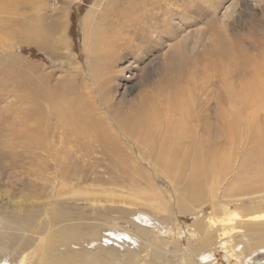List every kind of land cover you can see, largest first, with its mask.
Wrapping results in <instances>:
<instances>
[{
	"label": "rangeland",
	"instance_id": "1",
	"mask_svg": "<svg viewBox=\"0 0 264 264\" xmlns=\"http://www.w3.org/2000/svg\"><path fill=\"white\" fill-rule=\"evenodd\" d=\"M12 1L10 5L4 7L11 9V11H4L3 4L7 3L8 0H0V36L2 37H0V264H24L21 262L20 255L26 259V264L33 262L37 264L32 249L37 247L41 237L46 236L52 224L54 225L52 218L48 216L51 215L52 211L58 215L60 220L57 226L55 224L52 227V231L69 230L75 235V238L70 241V245H62L56 249L58 254L59 252L66 255L68 253L71 256V253H74L77 256L94 257L97 260L100 257L99 259L104 258L108 264H126L132 255L137 254L140 256V264H155V262L160 264L161 262L156 258L158 252L153 254L146 247L147 241H149L148 235L146 238L142 230L139 229L142 228L160 239L158 242H154L155 244L157 243L159 246L164 244L162 247L167 253H163L165 257L161 264H166V262L168 264H184L186 255L190 256L192 264H252L255 261L264 264L263 248H256L249 257L240 255L239 251L242 249V244H239L238 238L233 240L230 238V235L239 234L241 232L239 230L226 235L224 242L215 245L213 250L210 248L206 251L203 250L199 256H195L191 251V243L195 246L196 243L202 242L204 239L197 231L194 223L198 219L216 218L214 208L210 198H208L212 176L217 172L222 173L216 169L214 174L211 173L216 160L222 156V161L224 157L228 161V155L231 154L232 156L229 155L231 160L222 162L220 159L218 163L236 166L241 160H244L246 162L242 161L244 166L239 175L244 178L247 176L248 179L255 174L256 176L251 177L252 181L249 179L251 183H256L258 178L264 177V169L259 170V172L255 171L257 173L254 172L257 167L264 164L262 163L264 162V86L261 87L260 93L258 90L255 92V94L259 93L261 100L259 98L256 100L254 95L253 98L255 97L256 101L252 98L254 102L243 113V118H238L235 120L236 122L232 123V133L235 129L237 131L231 135L232 139L229 138V134L227 138L221 133L215 134V128L222 126V123H216L217 106L214 102L216 100H210L211 107L207 111L209 117L206 115L203 118L205 120L200 123V128L205 129L207 127L209 129L205 130L206 134H203L202 140L205 143L197 157L198 161L194 168H187L184 165L190 161L191 154L194 152L196 144L194 140L196 138H193V132L198 126L196 123H194L195 130L193 132L190 130L189 134H185V137H176L177 141L171 139L173 138L171 136L163 137L162 143L165 142L163 144L166 145L165 149L169 148L176 151L171 157L167 153L162 155L164 160L172 162V165L177 164L176 167L171 166L170 169L167 166L165 168L160 167V171L158 168L156 170L150 166L146 160L145 163L140 159L139 154H135L137 150L133 149L127 141L118 135L119 133L113 125H110L112 135L108 137L118 139L122 154L118 153L119 150H116L114 146L107 144L93 134L91 135L88 132V126H84V131L81 133L75 132L68 135L65 137L67 143L61 144L59 143L60 137L62 138L61 130L58 129L57 125L59 121L52 116L53 110L48 107L49 103L45 99L40 100L39 104L32 103L33 97L29 92H34L35 87H39L42 91L51 90L54 95L60 91L70 92L72 88H74L75 94L86 95L88 93L81 76L74 72L75 67L83 69L87 61L86 23H84V19L89 8L91 9V5V10L99 13L107 7L110 0ZM206 1L208 2V0ZM197 2L201 5L199 7L201 15L192 16L193 11H191L190 14L185 13L181 17L175 16L179 19L170 22L173 25L172 31L178 32L177 38H167L168 35H164L166 37L164 39L159 33L153 34L159 43L163 42V45L157 48V52L160 51L159 55L162 54L163 57L165 53L166 55L173 53L170 46L176 45L180 40L189 46L191 56L201 55L211 48L212 41L215 39L214 33L216 34L215 31L218 29L219 33L224 36L229 34L228 38L233 36L232 45L237 46L239 51L240 56H234L230 61L231 70L234 69V73H237L238 70L243 72L246 68L245 72L248 74L245 80L237 76L236 79H233L234 83L230 82L239 86L243 81L245 84L253 81L258 82L259 79L263 81L264 75L262 74L263 78L260 77L258 70L260 65L264 64V0H216L218 6L216 5L217 10L214 9L215 12L213 9H209L206 3L203 2V4L202 0ZM205 9L207 10L205 11ZM64 10L68 13L71 21L70 25L65 27L59 23ZM222 20L226 22L227 26L221 25ZM211 21L218 24H216L217 28L216 26L213 27L214 24L210 25ZM25 25H31L33 29L54 28L50 35L47 33L45 36L46 48H42L37 42L29 43L26 41L29 37H26ZM61 35L69 37L68 49L73 55L72 57L68 56L66 46L59 41ZM184 37L187 39H183ZM198 37L200 40H195ZM131 40L134 41L135 39L132 38ZM134 42L138 43L137 41ZM195 42L197 45L194 48ZM135 45L137 46V44ZM132 47L134 48V45ZM134 50L129 52L131 54L130 59L127 57L128 59L126 58V61H123V66L120 67L124 68L125 72L120 75V90L117 96L121 98L126 87L129 89L126 101L121 104L127 109L133 108V103L138 102L142 97L145 98L147 91L152 88L148 85L152 86L153 84L154 86L169 68V63L166 61L164 63L158 62L159 66L158 64L156 66V63L151 65L150 60L155 58L154 55H150L149 59L146 56L143 59L133 57L135 54L133 55L132 52H138V50ZM157 67L158 70L156 71ZM179 69L183 72L182 67ZM202 69L203 67L199 71ZM201 74H196L191 78L189 75L185 80L191 82L194 77L197 79L200 77L197 81L201 82L205 78ZM231 83L227 85H232ZM226 86L224 89L229 87ZM217 88L221 90L223 87ZM220 96L223 97L222 94ZM217 98L215 96L214 99ZM210 99L213 98L210 97ZM229 104L222 106L220 110L228 108ZM207 118H210L208 122L206 121ZM239 119H241L240 123L238 122ZM235 126L236 128H234ZM210 129L213 131L211 130V132ZM207 131L211 132L212 136H209ZM38 134H43L42 141L52 147L51 151L42 150L41 147L32 145V139L34 140ZM170 135L174 136L175 134L172 132ZM147 138L149 139V137ZM148 139L145 142L154 141L153 143L156 145L159 142L155 138H152L153 140ZM181 142H184L185 145L189 144L186 151L189 156L180 146V144L182 145ZM147 143L145 144L149 146L150 143ZM56 147L59 152H55ZM25 152L29 153L26 154ZM130 155L133 157V162ZM31 159L35 160L31 162ZM211 161L215 162L212 163ZM134 165L136 166L132 167ZM202 165L210 169L205 172L206 174H202L201 179L199 178L197 181ZM237 176L229 181L230 186H232L231 182L240 179L241 176L239 178ZM226 177L227 174L222 173L221 179L224 180ZM255 177L257 179H254ZM199 182L201 196L203 195L201 199H197L198 197L195 198L196 196L193 195ZM262 182L264 183V180ZM188 185L192 186L191 191H188ZM248 187L243 185L242 189L245 190ZM137 194L143 197H139ZM38 195L39 200L36 199ZM179 199L189 208V211L181 212ZM13 200L17 202L24 200V204H17ZM161 202L164 204L163 208L158 206V203ZM249 203L246 204V208L258 206ZM260 203L263 204L264 202L259 201ZM235 206V204H231L229 207L230 209H237ZM255 213L256 210L252 212V214ZM222 214L217 213V215ZM32 217L33 219L38 217L39 220L36 218V221H33ZM5 218L17 223L20 220L26 222L27 225L23 229L30 231L22 233V230L13 224L5 225L1 222ZM49 221L50 224H48ZM36 222L40 223V228L46 227V229L43 228L46 231L40 235L34 233L35 231L38 232L35 230L38 226ZM47 224L48 226H46ZM32 231L34 232L32 233ZM211 234L214 239L216 233L211 232ZM219 241L220 239H218ZM151 243H153L152 240ZM20 244L25 249L21 250V253L19 249L14 250V247ZM30 244L33 246L31 250H28ZM231 245L233 246L230 247ZM27 250L33 257L30 254V256L26 255ZM24 251L25 254H23Z\"/></svg>",
	"mask_w": 264,
	"mask_h": 264
},
{
	"label": "bare ground",
	"instance_id": "2",
	"mask_svg": "<svg viewBox=\"0 0 264 264\" xmlns=\"http://www.w3.org/2000/svg\"><path fill=\"white\" fill-rule=\"evenodd\" d=\"M197 1L198 0H110L107 7L105 9L103 8L99 13H96L93 10H91L92 5L90 6L91 9L89 8V11L85 16L86 18L84 19L85 20L84 23H86V46H85L87 51L86 65L83 66L84 67L83 69L81 67H75L74 69L75 74L81 76L82 81L86 86L85 90L88 91V93H86V95L75 94L74 88H72L70 92L60 91L57 93V95H54V93H52L51 90L42 91L40 90L41 88L39 89V87H35L36 90L34 92L32 91L29 92L30 95L33 97L32 103L39 104V101L42 99H45L49 103L48 107H50L53 110L52 116L59 121L57 122V125H58V129L61 130V136H62V138L60 137L61 141L59 143L61 144L67 143L65 137H68V135H72L75 132L81 133V131H84L83 129L84 126H88V130H89L88 132H90L91 135L93 134L97 138L104 140L107 144L114 146L116 150L117 149L119 150L118 153L122 154L121 153L122 150L119 147L120 145L118 139H112L111 137H108L109 135H112L110 131V125H113L114 128L119 133L118 135H120L122 139L127 141L128 144H130L133 147V149L137 150L135 154H139L140 159H142L144 162L146 160L148 164L154 167L155 169L158 168L159 170L160 167L165 168V166H167V168L170 169L171 166L176 167L177 163L172 165V162L167 161L166 159L164 160L163 156L167 153L168 156L171 157L172 154H174L173 152L176 151L169 148L165 149L166 145H163L165 142L162 143L163 137L168 138L169 136H171L173 137L171 138L173 140L176 139V137L179 138H182L183 136L185 137V134H189L188 132L190 130H192V132L193 130H195L194 123H196L198 126L196 130L193 132L194 133L193 138H196L194 140L196 142L194 152L191 154L190 161L188 163L186 162L184 165L187 168H194L198 161L197 157L199 153L202 151V146L205 143V141L202 140L203 134H206L205 130L209 129L207 127L205 129L200 128V123L201 121L205 120L203 118L206 115H208L207 111H209L211 107L212 100H216L214 102L218 108V111L216 108V116H215L217 117L216 123L219 122L222 123V126L220 127L218 126L219 128H215L216 130L215 134L221 133L223 134V136L225 135L226 138L227 135L229 134L230 136L229 138L232 139L231 135L234 132L237 133L236 129L232 133V123L236 122L235 120H237L238 118L244 116L243 113L247 111L248 107H250L249 105L254 102L255 97L256 100L259 97H261L258 94L260 93V90H262L261 87L263 88L264 86V79L263 81L259 79L258 82L255 81H253L252 83L249 82L250 83V84L248 83L249 86H247L248 84L246 83L247 84L246 85L244 81L241 84L240 83L241 80L239 82L241 85L239 86H237L236 84L234 85L232 84L234 83L233 79H236L237 76L240 77V79L243 78L245 80L247 77L246 75H248L245 72L246 68L245 71L240 72L238 70L237 73H234L233 71L234 69L231 70L230 68L231 59H233L234 56L239 55L237 46L235 47L232 45L231 39H233V36L232 38L231 36L230 38H228L227 36L229 34L224 36L223 34L219 33L220 31L218 29H216V31L214 29L216 34L214 33L215 36L214 35L212 36H214L215 39L212 41L211 48L206 50L203 54L198 56L194 54L195 56L193 55L191 56L189 52V46L186 45L184 41L180 40L179 42L176 43V45L170 46V48L173 49L172 51L173 53H171L170 55H166L165 53L163 57L161 56L162 54L159 55L160 51L157 52V48L160 45H163V42L159 43L157 41V38L153 37L154 36L153 34L159 33V35L162 36L164 39H166L164 35H168L167 38H171V37L177 38L178 32L176 30L172 31L171 28H173V25L170 22H173L174 19H179L176 18L175 16L181 17L184 16L185 13L190 14L191 11H193L192 16L201 15L200 14L201 11L199 9L201 5H199ZM10 2L13 1L8 0L7 3L3 4L4 11H11V9L9 8H4L10 5ZM203 2L207 4L209 9H213V11L214 9L215 11L217 10L216 7L218 6L217 5L218 3H216V0H208L209 3L206 0H202V3ZM207 9H205V11ZM213 21L210 22V25H213L216 20L214 22ZM59 23L61 25H64V27L66 25H70L71 23L70 17L68 16V13L65 12V10L62 14V19L59 20ZM216 24H214L213 27L216 26ZM221 25L227 26L225 21L221 22ZM25 26L27 32L26 37H29L26 41L29 43L37 42L40 46H42V48L45 47L47 43V40L45 39L46 34L48 33L47 35H50L51 31H54V28L51 29V27L50 28L40 27L38 29H33L31 25H25ZM132 38H134L135 39L134 41H137L138 43L132 41L131 40ZM183 39H187V37H184ZM69 40H70L69 37L68 38L66 36L63 37L62 35L59 38V41L62 42V45L66 46V49L68 51L67 53L68 56L72 57L73 55L69 52L68 49ZM195 40H200V39L198 37ZM134 43L137 44V46ZM131 44L134 45V48L132 47L133 45L131 46ZM196 45L197 44L195 42L193 44V47L195 48ZM202 45H204V43H202ZM134 49L138 50V52L136 53L132 52L133 55L135 54L133 57L136 58L138 57L143 59V57L146 56L149 59L150 55H154L155 58L152 57L153 59L150 60V62L152 63L151 65L156 63L155 65L157 66L158 64L159 66L158 62L164 63L166 61L167 63H169V68L167 71H165V73L161 76L159 81L154 86L153 84L152 86L148 85V87L150 86L152 88H150L147 91L146 93L147 96L145 98L142 97L141 99L138 100V102L133 103V108L127 109L125 106L121 104L124 103V101H126L127 96L129 94L128 93L129 89L126 87V90L121 95V98H118L117 96L120 90L119 88L120 75L125 72V69L120 67L123 66L124 64L123 61H126L125 59L127 57L128 58L131 57V54L129 52ZM164 57L165 59H163ZM260 66L261 67H259L258 73L260 74L259 76L263 78L264 64ZM180 67H182L183 72L179 69ZM202 67H203L202 71H199ZM157 70L158 67L156 71ZM199 73H202L201 75L205 76V78L201 82L197 81L200 77H198V79L194 77L191 80L193 84H191L190 80L189 81L185 80L187 76L191 75L190 76L191 78L196 74L198 75ZM230 83L232 85H227ZM219 86L223 87L221 88V90L219 89L220 91L217 88ZM225 86L226 87L229 86V87L224 89ZM257 90L259 91V93L255 94ZM220 94H222L223 97H221ZM254 95L255 97L253 98ZM215 96H217L218 98L214 99ZM210 97H212L213 99H210ZM227 104H229L228 108H224L221 111L220 108ZM210 118L209 119L207 118L208 120L206 119V121L208 122ZM240 120L241 119L238 120L239 123ZM234 128H236V126ZM213 129H210V131L211 130L213 131ZM204 131L205 133H202ZM172 132H174L175 134L174 136L170 135V133ZM211 132H208L207 134L209 136H212ZM39 135L40 134H38L34 140L31 138L32 145L41 147L42 150L51 151L52 147H49L50 145L48 146L45 144V142L42 141L43 134L40 136ZM147 137H149V139ZM146 138L148 140L155 138V140L158 139L159 142L157 143V145L153 143L154 141H152L151 143L148 142L150 143L148 146L145 144L147 143L145 142L147 140ZM180 146H182L184 148V151L186 152L189 144L187 143V145H185L183 142L182 145L180 144ZM55 152H59L57 147L55 149ZM186 153L187 156H189V153L188 152ZM126 154L128 155L127 152ZM229 155L232 156L231 154ZM229 155H228V161L231 160V157H229ZM51 157L54 156L51 155ZM130 157L132 156L130 155ZM220 159L222 161V156L221 158H219V160ZM33 160L31 159V162ZM131 160L133 162V157L131 158ZM217 160L216 162L213 161L215 162V166L213 165V171L211 169L212 171L211 173L214 174L216 169V171L220 170L222 171V173H226L227 177L224 180L221 179L222 173L220 172H217L212 176V183L210 184V195H209L210 197L208 196V198H210L211 204L216 214V218L209 217V218H203L201 220L198 219L197 221L195 220L196 221L194 223L195 227L197 228V231H199L201 236L204 237V239L202 242L196 243L195 246H193V244L191 243V251H193V254L195 256H199V254H201L203 250L206 251L209 248L210 250H213L215 245L219 243L222 244L224 242L226 235H229L232 232L239 230L241 231L239 234L230 235V238L232 240L238 238L239 244L240 243L242 244V249L239 251L240 255H245L246 257H249L256 248L264 249V203H263L264 183L262 182L264 180V177L258 179L255 177L254 179H257V181H255L256 183L253 182L251 183L250 182L252 181L251 177L256 176L255 174L248 177V179L246 176L247 174L244 175L246 176L245 178L239 175L240 170L244 166L243 162L245 163L246 161L241 160V162H239L238 165L232 166L229 164L228 165L219 164L218 163L219 160L218 161ZM225 161L228 162L227 159ZM263 165L259 167L256 166L257 168L254 170V172L255 171L259 172V170H263L264 169ZM135 166L136 165L132 167ZM209 169L205 165H202L200 167L197 181L199 180L200 176ZM169 173L171 174V172ZM237 175L241 176L240 179L239 180L236 179V181L238 180L237 182L236 181L231 182L232 186H230L229 181L231 179H234L233 177ZM239 176L237 177L239 178ZM259 182L262 183L259 184ZM243 185L249 187L243 190L242 189ZM196 188L197 190L194 192L193 195L196 196L195 198L198 197L197 199H201L203 195L201 196L202 192H200V182L199 184L196 185ZM187 189L188 191H191L192 186L188 185ZM176 193L178 194L177 191ZM38 197L39 195L36 197V199ZM139 197H143V196H139ZM13 201H15L17 204L20 203L24 204L23 202L24 200L18 202L16 200ZM179 201H180L179 205L181 206L180 207L181 212L184 213L185 211H189V208L184 203L181 202V199H179ZM259 201H262L263 204L260 203L261 204L260 205ZM245 202H248L250 205H258V206L256 207L251 206L250 208H246V204L248 203ZM231 204L233 205L235 204L236 205L235 208L237 209H230L229 206ZM158 206L163 208L164 204L161 202L160 204L158 203ZM255 210L256 213L252 214V212ZM217 213H221V214L224 213V214L217 215ZM37 216L39 215L37 214ZM48 216L52 218L53 221L52 223H54V225L52 224V227L55 226V224L57 226L58 223H60L58 215L54 211H52L51 215ZM36 218L38 219V217H34V219L32 217L31 219H33V221H36ZM1 222H3L5 225H12V224L15 225L16 227H18V229L22 230V233H27L30 231V230L29 231L26 230L27 231L26 232L25 229H23V227H25L27 223L22 220L18 221L17 223L9 218H5L2 219ZM36 223L38 226H36L37 229L35 230H37L38 232L32 231V233L34 232L40 235L41 233L46 231L44 230L46 229L45 226H42L43 228L45 227L43 229L39 227L40 223L38 222ZM50 223L51 222L49 221L48 224ZM48 224L46 226H48ZM52 227L46 236L41 237L37 247L35 249H32V254L35 255L36 257L35 262H37V264H108L104 258L99 259L100 257H98L97 260L94 257L88 258L80 255L77 256L74 253H71V256L68 253L66 255L65 253L63 254L59 252L58 254L57 253L58 250L56 251V249H58V247H61L62 245H66V246L70 245V241H72L75 238V235L73 232L69 230L66 231L59 230L53 232ZM139 229L142 230V233H144L145 236L148 235L149 241H147L146 247H148L153 254L155 252H158L160 256H157L158 255L157 254L156 258L158 261L162 263L163 258L165 257L163 253H167V251H164L165 248L162 247L164 246V244H161V246H159L157 243L155 244L154 242H158V240H160L159 238H156V236H152L153 234L151 235L145 229L142 228ZM211 232L216 233L214 235V239ZM218 239H220L219 242ZM151 240L154 244L151 243ZM32 244H30V247L27 248L28 250L29 249L31 250L32 246L34 245ZM232 246L233 245H231L230 247ZM18 249L20 250L19 251L20 253L21 250H25L24 246L22 247V244L14 247L15 251ZM28 250L26 251V255L29 254L31 255V253H29ZM23 254H25V251L23 252ZM33 255L31 256L33 257ZM20 256H21V262L22 263L24 262V264H26L25 263L26 259H24L22 255ZM189 257L188 255H186L184 264H192V261ZM139 258L140 256L134 254L129 258V262H127L126 264H140ZM157 263L155 262V264ZM166 264H168V262H166ZM252 264H261V262L255 261Z\"/></svg>",
	"mask_w": 264,
	"mask_h": 264
}]
</instances>
